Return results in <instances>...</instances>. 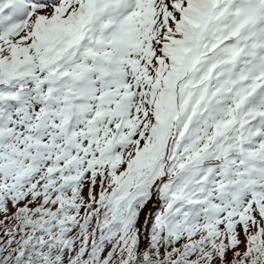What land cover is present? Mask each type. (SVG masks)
Returning <instances> with one entry per match:
<instances>
[{
	"label": "snow or ice",
	"instance_id": "snow-or-ice-1",
	"mask_svg": "<svg viewBox=\"0 0 264 264\" xmlns=\"http://www.w3.org/2000/svg\"><path fill=\"white\" fill-rule=\"evenodd\" d=\"M0 264H264V0H0Z\"/></svg>",
	"mask_w": 264,
	"mask_h": 264
}]
</instances>
